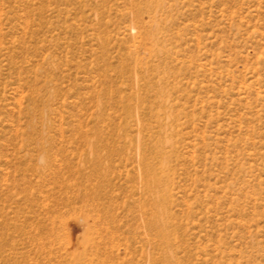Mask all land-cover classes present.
Listing matches in <instances>:
<instances>
[{
    "label": "rangeland",
    "instance_id": "rangeland-1",
    "mask_svg": "<svg viewBox=\"0 0 264 264\" xmlns=\"http://www.w3.org/2000/svg\"><path fill=\"white\" fill-rule=\"evenodd\" d=\"M0 264H264V0H0Z\"/></svg>",
    "mask_w": 264,
    "mask_h": 264
}]
</instances>
